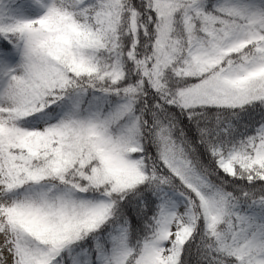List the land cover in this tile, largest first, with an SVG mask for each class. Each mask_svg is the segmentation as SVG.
Here are the masks:
<instances>
[{
    "label": "snow or ice",
    "instance_id": "6c2138e0",
    "mask_svg": "<svg viewBox=\"0 0 264 264\" xmlns=\"http://www.w3.org/2000/svg\"><path fill=\"white\" fill-rule=\"evenodd\" d=\"M0 264H264V0H0Z\"/></svg>",
    "mask_w": 264,
    "mask_h": 264
}]
</instances>
